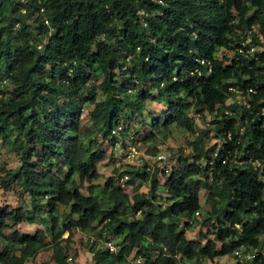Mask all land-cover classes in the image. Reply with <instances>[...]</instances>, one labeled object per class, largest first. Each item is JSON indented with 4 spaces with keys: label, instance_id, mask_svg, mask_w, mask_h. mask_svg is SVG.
Instances as JSON below:
<instances>
[{
    "label": "trees",
    "instance_id": "1",
    "mask_svg": "<svg viewBox=\"0 0 264 264\" xmlns=\"http://www.w3.org/2000/svg\"><path fill=\"white\" fill-rule=\"evenodd\" d=\"M0 15L6 20L0 24V80L8 84L0 88V137L15 131L7 141L19 159L14 170H3L0 188L13 183L29 199L28 205L0 206V264H23L47 243L54 263L68 264L60 234L66 231L68 241L75 229L98 225L97 235L117 237L111 240L118 249L110 253L86 242L92 264H130L129 257L139 258L134 264H200L240 245L257 250L241 264H264V126L255 115L257 98H264V48L249 50L258 43L256 34L240 44V31L253 24L264 37V0H0ZM222 48L231 55L218 56ZM205 60L211 66L207 73ZM231 85L257 88L251 108L224 104ZM87 88L81 100L79 93ZM152 90L168 101L162 114L151 118V127L192 130L191 111H214L219 119L210 122V130L223 139L222 132L231 131L224 152L241 151L259 165L213 159L209 169L215 144L206 147L196 136L188 155L179 153L178 165L167 174L156 166L145 171L143 164L116 167L102 192L92 184L81 192L83 182L97 178V163L105 156L94 133L113 145L129 130L120 113L142 115ZM90 104L91 128H81V110ZM223 108L234 113L226 115ZM140 138L133 134L131 140ZM147 149L155 154L154 144ZM123 173L129 175V190L117 183ZM142 182L148 183L147 192L138 191ZM159 185L165 188L162 196ZM200 187L209 204L202 221L212 234L203 243L184 235L200 210ZM180 217L185 220L179 226ZM19 222L43 229L14 231L7 239L4 229Z\"/></svg>",
    "mask_w": 264,
    "mask_h": 264
},
{
    "label": "rangeland",
    "instance_id": "2",
    "mask_svg": "<svg viewBox=\"0 0 264 264\" xmlns=\"http://www.w3.org/2000/svg\"><path fill=\"white\" fill-rule=\"evenodd\" d=\"M3 13L6 15L8 13V10L5 8L6 3L2 4ZM0 24L5 23L4 15H0ZM15 28H17V25H15ZM16 31V29H15ZM244 30L240 31V37L242 34H244ZM248 32V31H247ZM246 32V33H247ZM256 34L258 43L254 44L253 47L256 50H262L264 48V37L260 35L258 32V25L253 24L251 26V29L249 31V35ZM221 53H223L225 56H230L231 52L229 50H225L224 48L220 49L217 53L219 56ZM229 62V61H228ZM98 72V71H97ZM96 78L93 81L95 84H97L101 80L100 73H96ZM7 86V83L3 84L4 86ZM87 86V84H86ZM89 89H83L79 93V97L81 100L85 98L86 92ZM134 91L130 90L128 94L130 96L134 95ZM148 96L151 98L145 99L144 102V109L142 111V115H131L128 111L123 110V112L120 113V117L122 121L127 122L128 131L125 133V135H122L121 137L117 138V141L114 142L113 145H111L110 141L102 140L100 137L99 132H95L94 136L99 142L100 148L105 152V156L103 159L97 163V172L98 176L97 178L93 179L90 183L89 182H83L82 186L80 187V191L84 194L86 193V187L90 184L94 185L98 191L101 192L104 190L103 188V182L105 178L108 176L113 175V169L114 168H120L118 170H121L122 168L126 167L133 169L134 167L138 166L139 164H142L144 161L149 162L151 166L158 167V168H165L167 171H169L171 168H175L177 164V156L179 153H181L183 156L188 155L190 149H191V141L196 136H201L204 140L203 144L205 143V146H210L212 144H216V135L214 134L213 130H210L211 125L210 122L213 119H217L219 117H216L213 113H202L201 115H197L194 112H190L191 116L193 117V126L192 130H188L186 128L176 126V125H170L168 127V132L161 131L162 125L160 123H157L158 125L155 126L154 124L152 127L150 126V123H152L151 118L155 119L158 116H160L165 109V106L167 105V98L164 96L157 95L156 92L153 90L149 93ZM151 96V97H150ZM227 103H230L231 100L228 99L226 101ZM91 104L89 106L83 105V109L81 110L80 114V126L81 128H91V122L88 118L87 112L91 108ZM37 114L39 117L43 115L39 111H37ZM150 116V118L148 117ZM130 116V117H129ZM2 117V116H1ZM151 121V122H150ZM95 129H93L94 132ZM96 131V130H95ZM136 131V132H135ZM135 133H137L135 135ZM15 134V131L11 135H8L5 138L0 137V176H3L4 172H11L14 170L18 164L19 159L16 156V150H14L10 145L8 139L10 140L13 135ZM138 137L141 136V140H136L133 142L131 140V137L133 136ZM145 134L147 136L154 135V139L151 138H145ZM214 134V135H213ZM144 136L143 140L142 137ZM122 143V144H121ZM152 144L155 145V154L158 153H165L168 154L170 157H168L167 160L163 162H156L155 154L148 151L147 147ZM129 145H134L135 153L133 158L124 159V154L127 151V147ZM111 152V155L109 154ZM140 160H142L140 162ZM121 166H123L121 168ZM4 170V172H3ZM162 176H159V178ZM162 178H160V183H162ZM148 190V183L142 182L140 183L138 187L139 192H147ZM157 193L160 195H164L163 186L159 185L157 189ZM204 193L203 187H200L198 190V197H199V204H200V210L198 214L192 215V220L194 223L190 228H187L184 230V235L188 239H195L201 243L204 242L205 238H212V234L209 232V225L207 227V224L205 221L203 222V216L204 212L209 209V204L204 200ZM26 203L28 205L29 199L26 194L21 193L19 194L16 191V186L13 185V183L8 187L6 190H2L0 188V206H8L10 208H15L17 206H20L21 203ZM64 211L63 207H60V212ZM184 218H179V226L182 225ZM100 226L98 225L93 230H78L75 229L73 231V235L69 238L68 241H66L65 237L67 236V232L64 231L60 234L59 240L60 244L64 246V254L65 258L67 256H72V258L76 259L77 262L80 264H92V253L88 251L86 248L85 243L87 242H94V248H101L103 247V235L98 236L97 230ZM36 228H42L43 226L39 223H30V222H19L13 225H10L9 228L4 229V233L6 234V238L9 239V237H12L14 231H17L18 233H32ZM112 240L117 239V237L109 236ZM262 241H264V235L260 237ZM46 242H49V239L45 238ZM4 243L0 239V248H2ZM104 248V247H103ZM130 258V257H129ZM231 260V256L229 255H223L219 256L217 258H214V260H204L200 264H226L227 261ZM23 264H55L54 261L51 258V246L47 243L45 247H43L41 250H39L35 256L25 261ZM193 264V263H190Z\"/></svg>",
    "mask_w": 264,
    "mask_h": 264
},
{
    "label": "built area",
    "instance_id": "3",
    "mask_svg": "<svg viewBox=\"0 0 264 264\" xmlns=\"http://www.w3.org/2000/svg\"><path fill=\"white\" fill-rule=\"evenodd\" d=\"M152 1H155L159 4L163 3L162 0H152ZM142 23H143V25H145V21L143 19H142ZM246 32H245V37H244L243 41L240 42L241 45H244L250 41L249 30L247 33ZM241 50L242 49H239V51H241ZM249 50L251 51L252 47H249ZM245 51H247V50H245ZM205 61H206L205 63L207 66L206 72H209L211 70L210 61L209 60H205ZM195 74L199 76L200 70L196 69ZM5 82H6V78L0 80V88H3V84ZM229 89L234 93L233 99H234L235 103L238 106L246 108V109L251 108V101H253L254 96L258 94L256 87H253V86H246L244 88L230 86ZM1 98H2V93L0 92V99ZM257 103H259V106H258L257 111L255 112V115H256L257 120L261 122V125L264 126V98L258 97ZM223 111L225 114L234 113V112H232L230 110H226V109H223ZM251 119H252V116H251ZM237 129H238L239 133H242V127H238ZM112 133H115V131L114 132L112 131ZM222 134L225 137V139L221 138L220 136H217L215 138L216 144H215L214 150L210 153V159L208 161L209 169L212 168L213 159L216 160V162L219 164H226V163H230V164H234V165L249 164L253 168H256L259 165V161L256 159H251L250 157H242L241 151L236 152V150H233L232 153L224 152V149H225L224 143L227 140H230L232 138V136H231V131L229 129L223 131ZM237 140L239 141V137L237 138ZM127 148L128 149H127L126 153L124 154V159L133 158L134 153H135L134 145H129ZM220 151L224 152V153H220ZM168 157H170V156L168 154L163 153V152L160 154L156 153L154 160L156 162H163V161L167 160ZM141 161L142 160H140V162ZM203 162H204L203 159H201V163H203ZM142 164H143L145 171H148V172L153 171L154 167H153V165L151 166V164L149 162L144 161ZM142 164H139V165L141 166ZM124 166H126V165H124ZM165 172L166 173L168 172L167 169H165ZM128 179H129V175L127 173H123L118 177L117 183L121 188L129 190V189H131L132 186H131V183L128 182ZM163 191L165 193V188H163ZM158 201L161 202L162 205L165 204V199L163 197L158 199ZM194 213L197 214V211H195ZM103 247L110 253L116 252L118 249V246L111 239L104 240L103 241ZM255 254H256L255 249L248 251V250H245L243 248V246L240 245L232 251L231 260L227 261L226 264H234L235 262H239L241 264L242 262H244V260L250 261L255 256ZM65 259H66L68 264H80L74 258H72V256H67ZM126 260L128 262H130V264H134L135 262L139 261V258H137V257L133 258V259L128 258Z\"/></svg>",
    "mask_w": 264,
    "mask_h": 264
},
{
    "label": "clouds",
    "instance_id": "4",
    "mask_svg": "<svg viewBox=\"0 0 264 264\" xmlns=\"http://www.w3.org/2000/svg\"><path fill=\"white\" fill-rule=\"evenodd\" d=\"M162 1H163V0H162ZM162 4H163V3H162ZM45 21H46V20H44L43 23L47 24V21H46V22H45ZM243 36L245 37V32H244V35H243ZM250 37H251V36H250ZM250 42H251V41H249L248 43H250ZM250 47H252V50L254 49L253 45H251V44H250ZM252 50H251V51H252ZM226 63H228V61H227ZM194 73H195V71H194ZM206 73H207V72H206ZM189 75H192V74H189ZM231 86H233V85H231ZM235 87H236V86H235ZM245 87H246V86H245ZM253 87H255V86H253ZM240 88H241V87H240ZM256 89H257V88H256ZM231 92H232V91H231ZM233 98H234V93L232 92V95H230L229 97H227V98L225 99L224 104H225V105H228V104H231V103H233V102L235 103V101H234ZM228 99L231 100L230 103H227V102H226ZM235 104H236V103H235ZM223 109H225V108H223ZM223 109H222V111H223ZM227 110H228V109H227ZM212 113L214 114V112H212ZM226 115H229V114H226ZM217 119H219V118H217ZM216 137H217V136H216ZM163 170H164V172H165V168H163ZM168 172H169V171H168ZM168 172H167V173H168ZM167 173L165 172V174H167ZM131 185H132V184H131ZM131 188H132V187H131ZM195 211H197V210H195ZM195 211H194V212H195ZM194 212H193V214H195ZM197 214H198V211H197ZM243 248H244V247H243ZM244 249H245V248H244ZM245 250H246V249H245ZM251 250H252V249H251ZM248 251H250V250H248ZM255 251H257V250L255 249ZM261 252H262V251H260V253H261ZM231 253H232V252H231ZM256 254H257V252H256ZM256 254H255V255H256ZM262 254H263V252H262ZM230 256H231V254H230ZM252 259H253V258H252ZM65 260H66V259H65ZM75 260H76V259H75ZM66 262H67V261H66Z\"/></svg>",
    "mask_w": 264,
    "mask_h": 264
}]
</instances>
